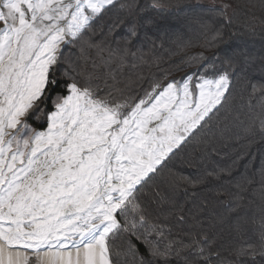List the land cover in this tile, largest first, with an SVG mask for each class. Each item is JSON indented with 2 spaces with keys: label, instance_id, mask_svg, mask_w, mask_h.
<instances>
[{
  "label": "snow or ice",
  "instance_id": "obj_1",
  "mask_svg": "<svg viewBox=\"0 0 264 264\" xmlns=\"http://www.w3.org/2000/svg\"><path fill=\"white\" fill-rule=\"evenodd\" d=\"M197 5L206 47L241 16L264 26V0ZM166 11L0 0V264H264V163L206 165L264 139V54L200 53L174 78L155 55Z\"/></svg>",
  "mask_w": 264,
  "mask_h": 264
},
{
  "label": "trees",
  "instance_id": "obj_2",
  "mask_svg": "<svg viewBox=\"0 0 264 264\" xmlns=\"http://www.w3.org/2000/svg\"><path fill=\"white\" fill-rule=\"evenodd\" d=\"M147 3V0H143ZM221 0H217L220 3ZM237 0H233V3ZM167 6V11L163 14H153L157 18V23L160 31L167 30L164 38V48H157L155 55L162 57V67L169 68L172 71L174 78H181L186 72L194 70L184 66L182 61L203 53L204 56L211 58L215 54L223 56L226 47L241 45L247 47L250 51L257 55L264 54V26H261L259 21H256V34L253 35L247 32L243 23L245 17L241 16L237 19V23L225 31V40L227 45H221L219 49L204 46L206 43L205 36L201 33V29L196 20L197 13L201 12L202 8L198 7L197 0H164ZM208 0H203V7H207ZM159 35V32L155 33ZM172 41H176L173 43ZM190 44L191 47H184ZM168 49V51H165ZM179 66L183 71H178ZM259 68V62L255 66ZM155 71V69H153ZM246 85L238 83L235 88L237 97L240 91L245 89ZM239 100L234 101V106H239ZM249 139L253 142L249 143ZM221 155H213L210 161H206L209 169L226 167L231 165L233 160L240 157L234 166L233 175H238L245 171V165H249L248 172L251 173L255 169L261 167L264 163V139L259 135L255 138L242 137L239 140L233 139L228 143L227 147H219ZM176 166L179 170L190 172L191 170L183 165L179 159L176 161ZM230 177L225 176L221 181L214 182L216 184L223 183ZM251 234V232H250ZM254 238V237H253Z\"/></svg>",
  "mask_w": 264,
  "mask_h": 264
}]
</instances>
